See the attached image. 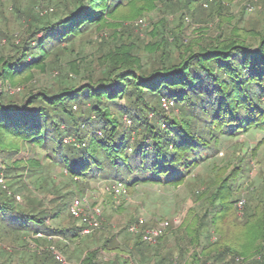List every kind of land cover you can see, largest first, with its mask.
<instances>
[{
  "label": "trees",
  "instance_id": "16d2710c",
  "mask_svg": "<svg viewBox=\"0 0 264 264\" xmlns=\"http://www.w3.org/2000/svg\"><path fill=\"white\" fill-rule=\"evenodd\" d=\"M197 1L184 0L182 5L187 8ZM56 2L55 10L44 13L52 11L51 18L24 12L28 18L24 38L15 45L13 55L0 56V77L12 86L33 77L36 71H44L52 57L72 47L74 40L89 29L100 30L130 0ZM16 12L21 10L16 8ZM179 20L182 26L183 16ZM163 28L157 27L153 37L162 34ZM179 28L178 24L172 41L163 40L162 34V44L155 42L148 47L161 49L153 57L154 65H142L135 54L134 39H125L128 36L122 32L115 34L111 46L97 58L94 73L96 69L98 73H90L92 67L86 69L88 83L74 86L66 77L56 92L27 93L24 101L0 93V154L10 161L5 173H13L14 183L25 187L26 177L31 179L36 169H44L33 158H15L23 145L30 143L49 146L48 158L73 183L112 179L124 182L127 191L147 183L176 186L208 153L217 152L221 138H236L250 130L264 134V31L237 27L227 34L220 30L215 38L197 45L194 40L184 43V31ZM107 43L101 39L97 44L105 47ZM70 71L76 74L74 69ZM163 98L173 102L179 112L176 119L163 114ZM74 103L77 110L72 109ZM122 115L132 127L123 129ZM69 137L72 141L64 143ZM239 173L228 175L210 194L208 206L217 208L204 212L194 232L199 241L201 231L213 227L217 239L211 241V234L206 235L205 246L200 254L192 255L190 264H239L236 257L264 254V247L257 245L264 242V200L257 201L253 208L247 204L245 232L235 223L233 189L228 182ZM12 185L0 187V235L25 232L35 237L36 244H49L43 253L30 255V264H68L72 255L66 257L56 247L66 262L62 263L50 247L56 242L53 237L77 243L88 236L81 235L85 225L69 213L75 192L62 197L61 205L50 210L28 200L26 210L17 206ZM67 208L71 223L53 225L60 216L65 220ZM136 237L129 250L133 255L142 252L143 243ZM98 247L118 251L117 257L106 264L131 262V258L122 257L124 249L114 236ZM97 249L87 250L81 264H96ZM263 256L260 264H264Z\"/></svg>",
  "mask_w": 264,
  "mask_h": 264
},
{
  "label": "rangeland",
  "instance_id": "374dc122",
  "mask_svg": "<svg viewBox=\"0 0 264 264\" xmlns=\"http://www.w3.org/2000/svg\"><path fill=\"white\" fill-rule=\"evenodd\" d=\"M56 1L0 0V56L13 55L15 45H19L24 38L28 26V18L24 12L33 15L44 14L46 10H55ZM182 1L184 0H130L128 4L125 1L123 8L116 12L114 20L107 19L108 23L100 30L91 28L82 37L76 38L72 47L50 59V64L44 71H36L33 77L21 80L13 86L0 77V93L17 96L19 100L24 101L27 93L46 90L56 92L59 82L66 77L74 86L88 83L86 76L89 70L86 72V69L92 67L93 71L90 73L95 75L98 73L97 69L94 73L97 58L111 46L116 38L115 34L120 35L122 32L128 36L125 39L131 37L134 39L137 45L135 54L141 59L142 65L149 66L155 63L153 57L155 53L160 54L161 49L152 50L148 47L155 42L162 44L160 38L163 37V40L172 41L178 24L179 29L184 31L181 34L184 43L194 40L198 41L197 45L215 38L220 30L227 34L237 27L252 29L256 33L264 31V0H211L207 8L203 7L205 0L193 2L187 8L183 7ZM16 8L21 12L17 13ZM52 13L47 12L43 17L51 18ZM180 16H183L182 26ZM220 25L223 26L222 29L219 28ZM159 26L164 27L163 37L162 34H158L159 36L154 38L152 34ZM101 39L108 42L105 47L97 44ZM174 55L176 56V53ZM70 68L74 69L77 75L70 71ZM73 107L72 109L77 110L78 105L74 103ZM162 109L168 119L178 117L179 112L174 105ZM124 118L127 117L122 115L120 120L123 121ZM131 124L124 123L123 129L132 127ZM132 137L136 138V135L133 133ZM64 140L71 142L72 138ZM220 140L216 145L217 152L208 153L207 158L190 171L182 184L176 186L139 184L128 189L126 195L120 197H114L111 193L112 179L100 178L88 182L78 180L73 183L66 172L48 158L49 146L44 148L25 143L21 153L15 158L23 160L33 158L44 169H36L37 174L31 179L26 177V184L23 187L21 183H14V178H11L14 176L13 173H5L4 167L6 169L10 161L0 154V179L3 180L0 187L7 189L6 186L13 183L14 195L19 197L17 206L26 210L28 200L38 202L43 209L50 210L61 205L62 197L75 192L72 194L74 196L71 195V201L81 202L85 215L94 209L102 212L99 227L82 238L83 240L72 243L61 237H53L56 241L54 249L58 247L66 257L73 256L71 260H67L69 264H81L87 250L97 249L102 241L110 236H114L115 241L124 249V252H120L122 257L127 260L131 258V261L137 264H190L192 255L200 254L205 246L206 235L211 234V241L217 239L213 227L201 231L199 241H196L194 230H197L199 218L206 210L217 208L208 206L209 196L228 175L240 171L236 178L228 182L233 189L235 201L233 209L238 227L243 229L245 226L247 204L249 208H253L257 201L264 200V134L258 130H250L236 138L223 137ZM64 213L65 220L60 216L52 221V224L60 226L70 224L68 208ZM138 220H142L146 228L162 226L164 235L151 246L143 243L140 247L142 252H135L133 255L129 250L134 245L137 235H131L126 229ZM76 222L81 224L79 220ZM243 230L245 232V229ZM224 231L227 235V231ZM33 237L25 232L20 235H0V264H30L33 261V256H30L32 250L30 245L35 242ZM257 245L264 247V242L258 241ZM97 251L96 264H106L113 257H117L118 252L113 249L104 251L99 247ZM262 256L252 254L245 258L236 257V262L260 264L263 261ZM105 259L107 261H104Z\"/></svg>",
  "mask_w": 264,
  "mask_h": 264
},
{
  "label": "built area",
  "instance_id": "2783aa9c",
  "mask_svg": "<svg viewBox=\"0 0 264 264\" xmlns=\"http://www.w3.org/2000/svg\"><path fill=\"white\" fill-rule=\"evenodd\" d=\"M210 1L211 0H205L203 7L207 8ZM253 1H257V0H253ZM45 12L46 11H44V13ZM172 105L173 102L170 101L169 99L166 98L161 99V106H163L165 109H168ZM123 121L125 124L127 123L129 125L131 124V121L128 120L127 118H124ZM64 142H67V140L66 141L64 140ZM2 182L3 180L0 179V183ZM111 193L114 197L124 196L127 193L126 186L122 182L114 181L112 182L111 185ZM15 198L16 200H19L18 196H16ZM69 213L72 215L74 219L79 220L81 224L85 225L83 230L81 231L82 236L91 234L99 227L100 218L102 214V212L99 209L91 210L85 215L82 211L81 202L76 201L74 203H71L69 207ZM144 225L145 223L142 220H138L134 224L128 227V231L133 235H137L142 243L149 246L155 244L164 235V228L162 226L146 228ZM36 237H41V234H37ZM50 250H52L53 254H55L58 260H60L62 263H66L64 258L53 247H50ZM130 264H137V263L131 261Z\"/></svg>",
  "mask_w": 264,
  "mask_h": 264
},
{
  "label": "crops",
  "instance_id": "0c3cea01",
  "mask_svg": "<svg viewBox=\"0 0 264 264\" xmlns=\"http://www.w3.org/2000/svg\"><path fill=\"white\" fill-rule=\"evenodd\" d=\"M48 222V224L50 223L51 224V222H50V220H48L47 221ZM33 238H35V237H33ZM42 244H41V246H40V243H39V245L38 244H36V242H34L33 244H31L30 246H31V251H30V255H33V253H36V254H41V253H43V251L45 250V248L47 247V244L45 245V244H43V241L41 242ZM43 245H45V246H43ZM43 246V247H42ZM35 248V249H34ZM131 248V247H130ZM114 258V257H113ZM113 258H112V260H113ZM124 258V257H123ZM104 261H107V259H105ZM69 264V263H68Z\"/></svg>",
  "mask_w": 264,
  "mask_h": 264
}]
</instances>
